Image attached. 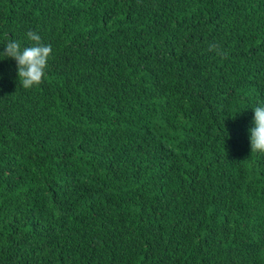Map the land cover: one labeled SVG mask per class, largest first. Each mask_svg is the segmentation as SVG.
I'll use <instances>...</instances> for the list:
<instances>
[{"label": "trees", "instance_id": "16d2710c", "mask_svg": "<svg viewBox=\"0 0 264 264\" xmlns=\"http://www.w3.org/2000/svg\"><path fill=\"white\" fill-rule=\"evenodd\" d=\"M28 31L53 52L28 90L0 56V264H264V0H0V51Z\"/></svg>", "mask_w": 264, "mask_h": 264}, {"label": "clouds", "instance_id": "9594fccd", "mask_svg": "<svg viewBox=\"0 0 264 264\" xmlns=\"http://www.w3.org/2000/svg\"><path fill=\"white\" fill-rule=\"evenodd\" d=\"M26 37L32 42L30 46H22L18 40L6 39L0 56L16 61L18 81L28 90L44 82L53 49L51 44L42 41V37L36 31H28ZM209 51L215 52L222 58L227 55L226 51L216 43L209 44ZM252 111L254 126L249 129L251 153L264 154V105L256 106Z\"/></svg>", "mask_w": 264, "mask_h": 264}]
</instances>
